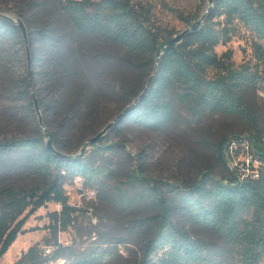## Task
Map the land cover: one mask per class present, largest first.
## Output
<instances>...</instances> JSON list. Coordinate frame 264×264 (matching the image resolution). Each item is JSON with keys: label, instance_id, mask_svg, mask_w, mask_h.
<instances>
[{"label": "trees", "instance_id": "16d2710c", "mask_svg": "<svg viewBox=\"0 0 264 264\" xmlns=\"http://www.w3.org/2000/svg\"><path fill=\"white\" fill-rule=\"evenodd\" d=\"M196 2L194 14L180 8L171 12L190 27L207 4ZM16 15L26 29V45L20 29L0 17V260L25 232L27 218L48 203L61 208L51 215L48 228L56 233L70 227L77 211L63 189L67 176L94 193L92 188L101 191L114 177L113 157L124 152L122 144L101 145L102 136L89 154L71 157L112 121L100 122L104 101L114 103L120 97L123 109L118 115L128 109L118 124L158 130L181 110L196 122L232 117L251 128L247 137L232 135L212 145L225 169L221 177L207 169L194 184L146 183L133 172L136 181L146 183L151 209L133 221V231L144 233L135 264H264V117L259 120L244 97L247 89L264 92V0H216L199 28L164 52L158 63V49L176 35L155 26L148 1L25 0ZM238 24L254 36L255 64L235 66L230 51L216 53L218 46L230 42ZM98 41L121 51L106 53ZM122 68L131 74L122 75L115 85L114 69ZM155 69L147 91L135 103ZM18 129L21 133H13ZM232 143L247 145L249 174L229 170ZM15 155L23 157L25 170L37 176L39 184H15L13 168L2 163ZM253 162L259 165L255 168ZM195 227L208 230L214 240L194 234ZM54 246L50 260L64 264H109L118 254L117 246L83 251ZM48 261L43 247L34 245L15 264Z\"/></svg>", "mask_w": 264, "mask_h": 264}, {"label": "rangeland", "instance_id": "374dc122", "mask_svg": "<svg viewBox=\"0 0 264 264\" xmlns=\"http://www.w3.org/2000/svg\"><path fill=\"white\" fill-rule=\"evenodd\" d=\"M145 1L151 5L155 26L166 35H177L188 28L173 15L172 9L180 8L186 14H194L197 9V0ZM23 2L25 0H0V12L19 20L16 11L22 8ZM209 2L210 0H207L206 8L202 12L208 9ZM234 27L230 42L216 48L217 55L221 56L230 51L231 61L235 66L255 64L253 34L241 24ZM97 44L102 51L109 54L121 51L112 44L100 41ZM124 74L128 76L131 73L123 68L118 71L114 69L113 84L115 82V85H118ZM244 97L250 110L261 120L264 117V92L247 89ZM119 100L120 97H115L114 103L104 101L100 122L107 125L118 116L123 109ZM20 131L21 129H18L13 133H21ZM250 131L251 128L246 123L236 118L211 116L196 122L181 110H177L170 124L158 130L146 124L117 122L99 141L101 145L118 143L124 148L123 153L113 157L114 177L106 181L105 188L101 191L92 188L96 194L90 198L88 190L76 177L67 176L63 189L68 204L77 211L70 227L66 231L58 230L56 233L49 229L51 215L60 212L61 208L56 203L46 204L27 218L23 226L25 232L17 236L0 260V264H15L22 254L34 245L44 247L56 244L73 246L76 251H83L88 247L110 250L117 246L118 254L113 256L109 264H135L144 233L140 230L133 231V221L151 213L147 193L144 194L148 192L145 184L150 182V179L175 184H194L199 175L207 169L212 170L218 177L223 176L225 169L217 161L212 145L232 135L247 137ZM235 151L227 166L239 170L249 168L251 158L247 149L236 147ZM85 152L89 154L90 148ZM2 163L13 168L17 186L27 188L41 182L37 176L25 170L26 162L23 157L15 155ZM252 166L257 167V163L254 162ZM133 172L145 178L146 183L136 181ZM175 218L176 221H181L178 216ZM191 231L214 240L208 230L195 227L191 228Z\"/></svg>", "mask_w": 264, "mask_h": 264}, {"label": "water", "instance_id": "95a60500", "mask_svg": "<svg viewBox=\"0 0 264 264\" xmlns=\"http://www.w3.org/2000/svg\"><path fill=\"white\" fill-rule=\"evenodd\" d=\"M216 0H210L209 2V7L208 9L204 12V14L190 27H188L187 29H185L183 32L179 33L178 35L174 36L170 41H168L166 43V45L163 47V48H160L158 49L157 51V54H156V61L158 63L159 59H160V56L166 52V51H169L171 50L172 48H174L176 45H178L182 39L189 33L193 32V31H196L199 26L201 25V23L203 22V20L205 19L207 13L209 12L210 8L213 6L214 2ZM0 17L10 21L11 23H13L14 25H16L21 33H22V37L24 39V42H25V45L27 44V33H26V29L23 25V23L20 21V20H15L9 16H6V15H0ZM27 60H28V71L30 72V56H29V52L27 50ZM156 70L154 71V74L152 75V77L150 78L148 84H147V87L145 89V91L140 95V97H138L136 100H135V103L138 102L142 95L147 91L149 85H150V82L152 81V78L153 76L155 75L156 73ZM35 107H36V112L38 114V120H39V124H40V127L45 131V128L43 126V123H42V119H41V116H40V112L38 110V106L35 102ZM128 109V108H127ZM126 109V110H127ZM123 111L120 115H118L116 118H114L97 136H95L94 138L92 139H89L88 141L85 142V144L82 146L81 150L79 151V153L71 158H77V157H80L91 145L95 144L102 136H104L109 130L110 128L116 124L118 122V120L121 118V116L126 112ZM46 133V143H47V147L53 151V148H52V145H51V141H50V134L48 132H45ZM60 157H62L61 154H58Z\"/></svg>", "mask_w": 264, "mask_h": 264}, {"label": "built area", "instance_id": "2783aa9c", "mask_svg": "<svg viewBox=\"0 0 264 264\" xmlns=\"http://www.w3.org/2000/svg\"><path fill=\"white\" fill-rule=\"evenodd\" d=\"M236 147H238L237 145H235V143H232L231 144V146H230V157H229V159H232L233 158V153H234V151L236 150ZM241 147H245L246 149H247V151H248V147H247V145L246 144H243ZM236 152V151H235ZM249 155V154H248ZM251 158V157H250ZM252 163V162H251ZM254 163V162H253ZM255 163H257V162H255ZM259 164L257 163V166H258ZM249 167H250V165H249ZM256 168V167H255ZM235 168H232V167H229V170H234ZM245 172L247 173V174H249L250 173V170H249V168H246L245 169ZM252 176L254 177V178H257L258 177V173L257 172H253L252 173ZM88 196L90 197V198H93L94 196H95V193L93 192V191H88ZM56 250V246H51V245H49V246H44L43 247V255L45 256V257H47L48 259H49V261L47 262V263H45V264H64V261L63 260H58V261H52V260H50L51 258H52V255H53V252Z\"/></svg>", "mask_w": 264, "mask_h": 264}]
</instances>
